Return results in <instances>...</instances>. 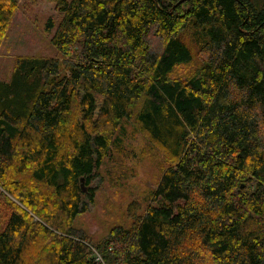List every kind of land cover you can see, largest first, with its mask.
Instances as JSON below:
<instances>
[{"label": "trees", "instance_id": "trees-1", "mask_svg": "<svg viewBox=\"0 0 264 264\" xmlns=\"http://www.w3.org/2000/svg\"><path fill=\"white\" fill-rule=\"evenodd\" d=\"M16 1L0 0V40ZM47 1L57 57L0 81V186L37 219L11 213L0 264H264V0ZM184 34L205 59L172 81L193 60ZM123 121L172 163L95 244L72 224ZM26 167L52 204L6 185Z\"/></svg>", "mask_w": 264, "mask_h": 264}, {"label": "rangeland", "instance_id": "rangeland-1", "mask_svg": "<svg viewBox=\"0 0 264 264\" xmlns=\"http://www.w3.org/2000/svg\"><path fill=\"white\" fill-rule=\"evenodd\" d=\"M260 6L263 0H250ZM59 19L52 3L47 0H17L8 27L0 40V81H9L15 62L20 58H55L57 52L50 41L55 30L47 31V20ZM183 39L193 53V60L173 70L169 79L186 81L197 74L203 64L204 56L191 43L190 36L184 34ZM153 48L158 41L152 40ZM77 102L73 114L77 117ZM129 122H122L117 129L113 145L90 187L94 189L92 202L86 212L79 215L72 227L83 233L87 240L95 244L106 239L109 233L117 228H130L134 222L127 209L135 205V215L144 213L150 203V195L156 188L163 171L171 165L170 157L158 147L148 142L147 138L132 129ZM16 162V161H15ZM17 163V162H16ZM5 180L14 192L24 187L33 188L34 193L40 192L42 198L47 197L50 204L54 202L51 191L46 186L35 184L30 178L28 168H13ZM10 182V183H9ZM14 183V184H13ZM8 186V187H9ZM85 202L89 199L85 198ZM13 211L25 214V219H37L9 196L0 186V232L4 229ZM33 256L37 254L33 252Z\"/></svg>", "mask_w": 264, "mask_h": 264}]
</instances>
